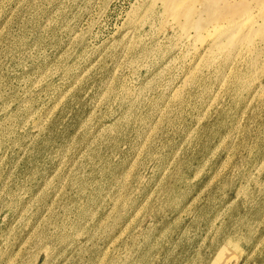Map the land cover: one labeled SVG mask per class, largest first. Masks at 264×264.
Listing matches in <instances>:
<instances>
[{
    "label": "rangeland",
    "instance_id": "obj_1",
    "mask_svg": "<svg viewBox=\"0 0 264 264\" xmlns=\"http://www.w3.org/2000/svg\"><path fill=\"white\" fill-rule=\"evenodd\" d=\"M161 9L0 0V264H264V90H176Z\"/></svg>",
    "mask_w": 264,
    "mask_h": 264
},
{
    "label": "bare ground",
    "instance_id": "obj_2",
    "mask_svg": "<svg viewBox=\"0 0 264 264\" xmlns=\"http://www.w3.org/2000/svg\"><path fill=\"white\" fill-rule=\"evenodd\" d=\"M157 1L160 23L165 31L173 29L175 39L163 45L156 39L140 52L164 59L160 71L171 78L177 73L173 65L183 67L176 90L183 88L191 99L208 92L239 96L264 90V0Z\"/></svg>",
    "mask_w": 264,
    "mask_h": 264
}]
</instances>
